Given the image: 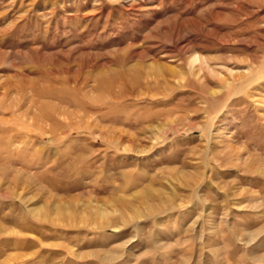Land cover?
<instances>
[{"label": "rangeland", "instance_id": "1", "mask_svg": "<svg viewBox=\"0 0 264 264\" xmlns=\"http://www.w3.org/2000/svg\"><path fill=\"white\" fill-rule=\"evenodd\" d=\"M0 264H264V0H0Z\"/></svg>", "mask_w": 264, "mask_h": 264}, {"label": "bare ground", "instance_id": "2", "mask_svg": "<svg viewBox=\"0 0 264 264\" xmlns=\"http://www.w3.org/2000/svg\"><path fill=\"white\" fill-rule=\"evenodd\" d=\"M200 58V57H199ZM200 68H201V66H200ZM201 72V71H200Z\"/></svg>", "mask_w": 264, "mask_h": 264}]
</instances>
